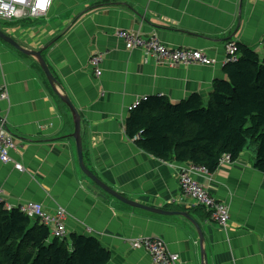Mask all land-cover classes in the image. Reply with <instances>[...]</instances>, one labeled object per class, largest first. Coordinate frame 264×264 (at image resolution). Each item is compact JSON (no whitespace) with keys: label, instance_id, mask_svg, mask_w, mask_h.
<instances>
[{"label":"crops","instance_id":"0c3cea01","mask_svg":"<svg viewBox=\"0 0 264 264\" xmlns=\"http://www.w3.org/2000/svg\"><path fill=\"white\" fill-rule=\"evenodd\" d=\"M123 30L155 36L167 48L201 50L213 62L156 65L144 51L126 48L117 35ZM0 31L25 51H41L55 79L53 89L35 58L0 39V87L8 94L0 100V121L15 141L9 156L23 169L0 163L6 203H36L49 214L62 209L67 237L95 238L109 252L108 264H153L132 245L141 238L161 239L177 264H264V174L251 151L209 174L156 158L126 130L131 108L144 98L177 104L197 94L207 101L214 80L226 78L229 43L263 56L264 0H52L39 18L0 20ZM99 54L97 78L89 59ZM61 97L80 117L85 168L144 209L83 173L73 115ZM182 170L227 207V228L181 194Z\"/></svg>","mask_w":264,"mask_h":264},{"label":"trees","instance_id":"16d2710c","mask_svg":"<svg viewBox=\"0 0 264 264\" xmlns=\"http://www.w3.org/2000/svg\"><path fill=\"white\" fill-rule=\"evenodd\" d=\"M237 48L207 101L197 94L177 104L159 95L140 100L126 121L130 139L164 162L201 166L209 174L224 156L231 164L251 147L254 168L264 174V54ZM109 258L95 238L50 239L47 227L0 208V264H108Z\"/></svg>","mask_w":264,"mask_h":264},{"label":"built area","instance_id":"2783aa9c","mask_svg":"<svg viewBox=\"0 0 264 264\" xmlns=\"http://www.w3.org/2000/svg\"><path fill=\"white\" fill-rule=\"evenodd\" d=\"M52 0H0V20L16 21L20 19H35L45 15L51 5ZM117 35L122 39L127 49L136 48L152 57L155 62L164 61L170 66H209L212 60L201 50L193 49H171L165 47L155 36L140 38L137 34L130 31H118ZM226 61H236L238 49L235 43H229L226 47ZM103 56L94 55L89 59L95 77L101 76L100 64ZM0 100H8V94L4 87H0ZM138 102L132 107L134 108ZM131 108V110H132ZM139 139V136L134 140ZM15 147V141L11 134L6 130L0 121V163L11 164L16 170L22 171L20 164L15 163L9 156V151ZM230 163L228 156H224L220 165ZM193 169L203 172L204 168L192 166ZM179 187L181 194L192 200L196 207H202L207 211L210 222L218 227L225 229L229 224V212L225 205L217 201L209 189L193 180L187 170H182L179 174ZM0 208L6 211L17 210L31 220L37 221L40 225L48 228L52 239L65 240L67 234L64 227L65 213L58 209L55 213L49 214L44 208L36 203L28 202L16 206H11L5 202L2 191L0 190ZM134 247L144 248L151 256L153 264H177L176 255L167 252L164 242L159 238L137 239Z\"/></svg>","mask_w":264,"mask_h":264},{"label":"water","instance_id":"95a60500","mask_svg":"<svg viewBox=\"0 0 264 264\" xmlns=\"http://www.w3.org/2000/svg\"><path fill=\"white\" fill-rule=\"evenodd\" d=\"M0 39L4 40L5 42H7L10 45L14 46L16 49H18L22 53H24V54H26L28 56H32L33 58H35L38 61L39 65H40V68L42 69L44 75L46 76L49 84L52 86L53 89H55V79L51 75L49 69L47 68V66H46V64L44 62V60L42 59L41 51H25V50H23L20 46L17 45V43L12 38H10L7 35H5L2 31H0ZM61 98H62V101L64 102V104L69 108L70 112L73 115L74 126H75V131L73 133V139L75 140V143H76L79 165H80L83 173L89 179H91L96 185H98L101 189H103L105 192L109 193L110 195H113V197H115V198L119 199L120 201L125 202L126 204L131 205L133 207H138V208L144 209V207H142L140 205H137L135 203H132V202H130L127 199L122 198L119 194H117L116 192H114V191L110 190L109 188H107L105 186V184H103L95 175L90 173L85 168V166L83 164V160H82V145H81V137H80V117H79L77 111L75 110V108L73 107V105L71 104V102L69 101V99L67 97H61ZM246 150H249V151H251L254 154V151H253V149L251 147H248ZM160 213H163V212H160ZM164 214H178V215L185 216V217H187V218H189L191 220V218L185 213H169V212H166Z\"/></svg>","mask_w":264,"mask_h":264},{"label":"rangeland","instance_id":"374dc122","mask_svg":"<svg viewBox=\"0 0 264 264\" xmlns=\"http://www.w3.org/2000/svg\"><path fill=\"white\" fill-rule=\"evenodd\" d=\"M17 21H22V19L17 20ZM149 58H151L152 61H153L156 65H168V64L165 63L164 61H162V62H160L159 64H157L159 61H157V63H156L155 60H154L152 57L149 56ZM168 66H170V65H168ZM67 238H68V237H67ZM50 239H52V238L50 237Z\"/></svg>","mask_w":264,"mask_h":264},{"label":"clouds","instance_id":"9594fccd","mask_svg":"<svg viewBox=\"0 0 264 264\" xmlns=\"http://www.w3.org/2000/svg\"><path fill=\"white\" fill-rule=\"evenodd\" d=\"M39 18V17H38ZM36 19V18H35ZM17 21V20H16Z\"/></svg>","mask_w":264,"mask_h":264}]
</instances>
